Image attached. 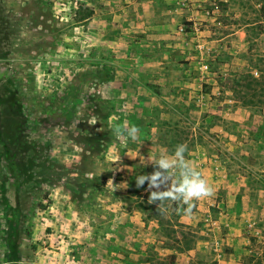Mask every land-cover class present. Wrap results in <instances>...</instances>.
<instances>
[{"label": "rangeland", "instance_id": "obj_1", "mask_svg": "<svg viewBox=\"0 0 264 264\" xmlns=\"http://www.w3.org/2000/svg\"><path fill=\"white\" fill-rule=\"evenodd\" d=\"M0 264H264V0H0Z\"/></svg>", "mask_w": 264, "mask_h": 264}, {"label": "clouds", "instance_id": "obj_2", "mask_svg": "<svg viewBox=\"0 0 264 264\" xmlns=\"http://www.w3.org/2000/svg\"><path fill=\"white\" fill-rule=\"evenodd\" d=\"M115 135L118 140H123L125 143L129 138L136 141L139 129L136 126L116 128ZM186 151L187 145L179 144L171 153L162 147L158 155L153 154L151 158L147 156V160L140 156L144 166L151 164L157 170L152 174L138 175L135 183L139 188L147 181L145 191L148 192L150 204L157 203V207H160L166 201L181 202L182 205L187 206L184 209L185 216L191 217L194 214V201L212 198L214 190L203 174L185 158ZM114 158L120 160L118 154H115ZM107 184H110L114 191L118 186L114 187L111 179Z\"/></svg>", "mask_w": 264, "mask_h": 264}, {"label": "crops", "instance_id": "obj_3", "mask_svg": "<svg viewBox=\"0 0 264 264\" xmlns=\"http://www.w3.org/2000/svg\"><path fill=\"white\" fill-rule=\"evenodd\" d=\"M169 256V258L171 259V256H173L174 257V255H168ZM173 261V259H171V262Z\"/></svg>", "mask_w": 264, "mask_h": 264}, {"label": "trees", "instance_id": "obj_4", "mask_svg": "<svg viewBox=\"0 0 264 264\" xmlns=\"http://www.w3.org/2000/svg\"><path fill=\"white\" fill-rule=\"evenodd\" d=\"M174 257L173 256H171V259H173Z\"/></svg>", "mask_w": 264, "mask_h": 264}]
</instances>
